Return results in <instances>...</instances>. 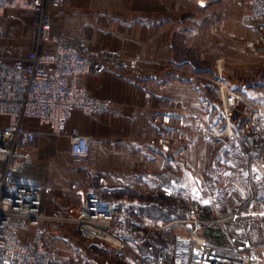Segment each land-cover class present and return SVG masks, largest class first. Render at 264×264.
Wrapping results in <instances>:
<instances>
[{
	"label": "crops",
	"instance_id": "0c3cea01",
	"mask_svg": "<svg viewBox=\"0 0 264 264\" xmlns=\"http://www.w3.org/2000/svg\"><path fill=\"white\" fill-rule=\"evenodd\" d=\"M252 1L66 0L60 9L47 4L54 36L83 50L139 56L143 63L138 74L103 72L78 81L91 97L112 104L109 114L73 111L67 121L68 132L89 138L88 158L74 157L67 137H52L47 127L26 122L37 137L30 149L18 151L15 176L19 183L52 187L42 199L44 213H77L85 189L98 188L104 176L116 198L165 202L134 220L133 227L159 239L168 255L176 236L192 230L195 210L200 237L220 249L250 243L244 251L264 261V174L253 161H264V144L253 133L243 143L224 141L220 93L229 85L264 108V39L244 22ZM36 21V13L8 9L0 44L27 54L35 46ZM42 50L54 53L55 46ZM7 124L0 116V127ZM163 137L171 140L169 152L151 144ZM75 183L83 187L78 194L70 192ZM48 236L58 264H157L144 261L148 243L133 247L135 252H117L82 239L70 225L56 224L49 225Z\"/></svg>",
	"mask_w": 264,
	"mask_h": 264
},
{
	"label": "built area",
	"instance_id": "2783aa9c",
	"mask_svg": "<svg viewBox=\"0 0 264 264\" xmlns=\"http://www.w3.org/2000/svg\"><path fill=\"white\" fill-rule=\"evenodd\" d=\"M65 2L0 0V40L6 37L2 19L8 9L37 14L35 46L30 52L16 55L0 44V116L8 119V124L0 127V264H58L59 253L48 236L50 224L70 225L84 240L101 242L117 252L148 243V252L156 255L157 264H164L168 258L172 264H264L254 251H244L252 248L250 243H244L238 250L220 249L200 237L202 221L195 210L190 211L192 230L186 236H176L168 255L161 242L149 243L148 236L133 227L134 220L150 209L161 208L163 203L134 196L116 198L104 176L99 177L98 188L85 189L81 207L72 215L63 211L47 214L41 210L42 199L51 194L52 187L17 182L14 168L17 153L30 149L37 137L27 121L47 127L52 137H67L72 155L86 159L91 150L89 138L76 130L68 132L67 121L73 111L86 116L109 114L112 104L91 97L78 86V81L103 72L138 74L143 63L139 56L124 59L112 51L83 50L65 37L54 36L47 4L60 9ZM244 22L264 39V0L252 1L251 12ZM48 44L55 46L54 53L42 50ZM221 72L219 68L220 79ZM220 93L224 141L243 143L245 136L253 133L264 144V108L257 101L238 95L229 85H223ZM151 144L169 152L171 140L163 137ZM253 161L264 174V161ZM82 190L77 183L70 187L75 194ZM163 193L172 196L171 191ZM25 233H30L29 239L23 238Z\"/></svg>",
	"mask_w": 264,
	"mask_h": 264
},
{
	"label": "rangeland",
	"instance_id": "374dc122",
	"mask_svg": "<svg viewBox=\"0 0 264 264\" xmlns=\"http://www.w3.org/2000/svg\"><path fill=\"white\" fill-rule=\"evenodd\" d=\"M249 26V25H248ZM250 27V26H249ZM251 28V27H250ZM252 29V28H251ZM142 67V66H141ZM219 71V70H218ZM219 73V72H218ZM148 199H150V198H148ZM151 199H159V198H151ZM162 203H163V206L165 205V202L163 201V200H161V199H159ZM162 206V207H163ZM142 231V230H141ZM144 233V232H143ZM146 236H148L149 238V243H158V242H161L159 239H153V238H151L150 237V235H147L146 233H144ZM83 239V238H82ZM149 246V244L147 245V249L149 248L148 247ZM138 249H139V247H138ZM132 250L133 249H130V251L132 252ZM134 251V250H133ZM96 252V251H95ZM96 253H99V252H96ZM155 255V254H154ZM150 256V255H149ZM169 257V256H168Z\"/></svg>",
	"mask_w": 264,
	"mask_h": 264
},
{
	"label": "trees",
	"instance_id": "16d2710c",
	"mask_svg": "<svg viewBox=\"0 0 264 264\" xmlns=\"http://www.w3.org/2000/svg\"><path fill=\"white\" fill-rule=\"evenodd\" d=\"M162 208V207H161ZM161 208H159V209H155V208H153L154 210H156V211H159ZM161 214V213H160ZM147 255H150V253L148 252V254ZM150 258L151 259H156V255H150ZM149 258V259H150Z\"/></svg>",
	"mask_w": 264,
	"mask_h": 264
}]
</instances>
